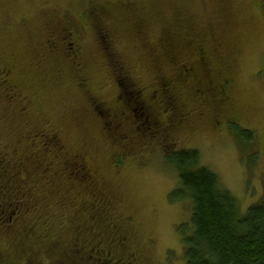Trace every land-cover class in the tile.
<instances>
[{
    "label": "rangeland",
    "instance_id": "374dc122",
    "mask_svg": "<svg viewBox=\"0 0 264 264\" xmlns=\"http://www.w3.org/2000/svg\"><path fill=\"white\" fill-rule=\"evenodd\" d=\"M98 7L99 16L93 13ZM69 32L79 53L59 42ZM49 40L58 47L49 48ZM185 64L196 76L174 87L177 94L163 92L150 104L162 126L142 117L136 100L128 119L121 115L118 98H130L133 83L148 98L160 81L176 82ZM197 85L211 89L204 100L194 96ZM172 102L181 110L170 128ZM33 134L55 139L57 159ZM190 149L220 176L243 213L264 199V0H0L2 178L27 180L22 190L35 206L48 195L54 204L84 186L65 169L72 160L77 167L80 156L96 185L85 184L82 198L102 204L112 221L99 223V232L106 223L112 232L104 230L100 241L110 251L108 264H186L179 226L192 222V206L170 199L178 174L166 157ZM72 222L56 220L65 225L59 239L68 246ZM14 231L0 234V249L20 253L33 246L14 238ZM117 234L121 240L114 242ZM48 258L43 250L41 259ZM50 259L79 263L62 251Z\"/></svg>",
    "mask_w": 264,
    "mask_h": 264
},
{
    "label": "trees",
    "instance_id": "16d2710c",
    "mask_svg": "<svg viewBox=\"0 0 264 264\" xmlns=\"http://www.w3.org/2000/svg\"><path fill=\"white\" fill-rule=\"evenodd\" d=\"M49 46L53 49L58 47L56 43ZM112 113L113 111L111 115ZM142 125H145L144 122ZM31 137H34L35 142L39 141L37 138L40 137L48 147L49 154L52 153L57 159L59 152L53 147L55 139L53 140L50 134H33ZM78 157L77 167H74L75 160H72L66 162L65 169L70 174L78 175V180L84 186L88 184L93 188L94 176L88 173L86 164L81 162L80 156ZM41 158L37 159L40 161L39 167L46 165V161ZM200 159V153L196 149L173 151L166 157L168 164L174 167L178 174V188L172 192L170 199L189 201L192 206V222L179 226L185 246L186 264H264V199L243 213L236 196L224 186L216 172L200 165ZM2 162L3 160L0 163V234L6 228L13 227L14 238L29 240L33 246H30V249H21L20 253L16 250L5 252L1 248L0 264H53L50 256L60 251L65 256L69 254L72 258H78L79 263L76 261V264L110 263V251L102 248L100 241L105 236L104 230L111 229L107 223L112 221L109 215L105 214V209H102V204H92L89 199L83 200L84 186H76L70 192L64 193V197H60L54 204L49 202L48 195L47 201L35 206L32 197L22 190L27 180L14 184L2 178L5 173ZM38 170H33L34 176ZM42 174L40 173L41 177ZM46 176L47 173H44V177ZM31 180L36 182L35 177ZM96 200L97 197L93 202ZM59 218L73 221L75 233L70 246L59 239L64 235L61 230L65 227L56 223ZM102 221L107 223L105 229L99 232L103 229L99 224ZM79 232L81 239L77 238ZM82 232H85L83 239ZM106 232V235H112L111 230ZM43 250L49 255L46 262L43 261L44 258L41 259ZM94 253L99 255L93 257Z\"/></svg>",
    "mask_w": 264,
    "mask_h": 264
},
{
    "label": "flooded vegetation",
    "instance_id": "af4514ba",
    "mask_svg": "<svg viewBox=\"0 0 264 264\" xmlns=\"http://www.w3.org/2000/svg\"><path fill=\"white\" fill-rule=\"evenodd\" d=\"M95 11L98 13L97 16H99L100 12H102V9H101V7H98L96 10L93 11L94 14L96 13ZM98 29L101 30L102 27H100ZM73 36H74V34H73ZM64 40H70L71 42L67 46L63 42ZM59 42H62V45L64 46V48L66 47V49L67 48H73L75 50L74 51L75 54H76V51H77V53L80 52V49H78L79 45H78V43L73 42V39H72V36L70 35V32L67 35H65V33H64L63 37H62V40H59ZM53 43H56V42L53 41V40H49V44H53ZM202 59L205 61V63L211 69V60L210 59L208 60L206 57H204ZM223 65L226 67L225 62L223 63ZM201 67L203 69V65L202 64H201ZM209 75H213L212 71L210 72ZM195 76H196L195 67L190 65V64H185V65L182 66V68L180 70V74L178 75V80L176 82H171V81H167V82L165 81L164 82L163 80L160 81V83H159L160 87H158L153 93H151L148 98L145 96L144 88H140L138 86V83H135V84L133 83L132 86H131L132 90L131 91L128 90V93L131 92V94H132L130 96V98L129 97H123V95H120V97L118 98V100L123 104V107H124V111H121V113H122L121 115L125 119H128V115L127 114H129V112H130V109H129L130 108V105H129L130 101L136 100L137 104H135V106L138 107L142 117H145V118L148 117L149 119L153 120V122H152L153 124L162 126V122L160 121L158 115L156 114L155 109L150 105L152 100L156 101L157 100L156 98L157 97L159 98V96L162 95L163 92H167V93L172 92L173 95L177 94V91L174 89V87L176 88V87H178L180 85L185 86ZM212 80H213V78L211 79V81H208L209 84H211V89L214 86V82ZM129 81H130V79H129ZM199 86L200 85H197V86L194 87V93L196 94L194 96L196 97L197 100H199V99L200 100H204L205 96L210 93L211 89H208L205 86L203 88H199ZM206 89H208V92H206ZM123 90H124V87H122V89L120 91V94H121V92ZM189 94H191V93L189 92ZM170 99L172 100V98H170ZM159 102H160V100H159ZM101 104H102L101 106L105 108V111H108L110 113L113 111V109H111L110 107L106 106L104 104V102H102ZM169 108L173 110L170 115H168V113H169L168 109H164V111L168 115L167 118H166V121L168 122V127L172 128V127L175 126V122L177 121V118L179 116L178 113H177V110H181V109H180L179 104L176 105L173 102L171 103ZM116 115L119 116L120 114L116 113ZM144 124L146 125V122H144ZM80 159H81V157H80ZM125 240H126V242L130 243L131 242L130 241V236L127 237ZM113 241L114 242L118 241L117 236H115V239Z\"/></svg>",
    "mask_w": 264,
    "mask_h": 264
}]
</instances>
